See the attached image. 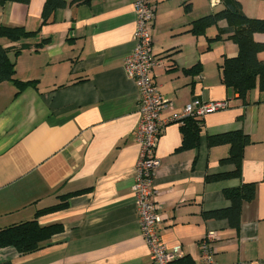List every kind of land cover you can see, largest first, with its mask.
I'll return each mask as SVG.
<instances>
[{
	"label": "crops",
	"instance_id": "0c3cea01",
	"mask_svg": "<svg viewBox=\"0 0 264 264\" xmlns=\"http://www.w3.org/2000/svg\"><path fill=\"white\" fill-rule=\"evenodd\" d=\"M55 10L42 24L46 0L28 4L0 0V26L39 31L12 43L15 77L36 81L19 95L10 82L0 84V230L30 221L37 211L60 203L66 209L38 218L41 226L62 225L48 245L32 254L0 248V264H151L132 193L140 148L133 138L139 124L137 87L123 62L135 47L134 0H87ZM156 17L152 51L159 64L153 79L171 111L181 112L194 100L227 102L208 114L197 149L181 146L180 124L164 126L155 150L154 178L161 208L160 235L179 257L202 264L199 243L209 232L216 264H264V102L255 89L247 103L226 89L220 70L238 47L223 35L226 21L194 35V22L223 9L211 0H153ZM243 13L264 20V0H237ZM47 40L43 47L37 46ZM255 40L264 43V34ZM27 48L15 56L23 45ZM264 59V52L258 56ZM231 131L247 134L241 178L206 181L227 173L222 166L228 146L209 148L208 137ZM255 183L256 195L241 208L239 230L227 220L205 219L204 213L228 208L226 189Z\"/></svg>",
	"mask_w": 264,
	"mask_h": 264
},
{
	"label": "trees",
	"instance_id": "16d2710c",
	"mask_svg": "<svg viewBox=\"0 0 264 264\" xmlns=\"http://www.w3.org/2000/svg\"><path fill=\"white\" fill-rule=\"evenodd\" d=\"M30 0H2V2H17L28 4ZM87 0H72L71 3L86 2ZM223 9L215 14L205 16L194 22L191 32L194 35H204L210 27L217 26L219 22L226 21V28L219 29V33L210 42L222 40L223 35L233 41L238 47V55L234 58H224L220 70L222 83L226 89H231L237 93L238 98L247 103V98L251 91L258 89L262 94L264 102V59L258 56L264 52V43L255 40L256 35L264 34V20L247 17L237 0H221ZM68 5L65 0H46L42 11V24L50 21L54 12L58 8ZM39 31H26L22 27L0 26V39L5 38L12 43L31 39L38 35ZM47 40L41 41L37 46L43 47ZM27 48L23 45L14 51L17 56L21 49ZM10 48L0 45V84L10 82L19 95L27 87L36 89V81H21L15 77V62L11 60ZM203 119L188 117L180 123L182 135L181 146L177 151H188L197 149L203 131ZM251 144L247 134L242 131H231L220 135L208 137L209 148L217 146H228V156L220 160L222 166H232L233 170L227 173L207 176L206 181H222L226 179L241 178L245 148ZM256 184L241 183L238 187L226 189L223 196L230 202V206L225 209L204 213L205 219L227 220L229 226L239 230L241 222V208L243 203L251 202L255 199ZM69 195L59 197L60 203L39 210L35 218L30 221L13 224L0 230V248L12 247L20 255H28L45 248L51 238L63 231L62 225L53 224L41 226L38 218L44 214H49L66 209ZM170 264H195L189 256L180 257Z\"/></svg>",
	"mask_w": 264,
	"mask_h": 264
},
{
	"label": "built area",
	"instance_id": "2783aa9c",
	"mask_svg": "<svg viewBox=\"0 0 264 264\" xmlns=\"http://www.w3.org/2000/svg\"><path fill=\"white\" fill-rule=\"evenodd\" d=\"M136 28L134 31L135 47L123 62L125 73L134 81L137 87V112L139 124L133 133V138L140 151L135 166L134 185L132 193L135 198V208L139 220L140 232L145 240L151 264H170L180 258L181 248L169 249L162 241L160 226L162 223L161 208L156 201L157 191L154 178L159 162L155 150L163 128L168 123L180 124L183 119L195 117L204 119L206 115L225 110L227 102L202 103L194 100L183 111L172 113L167 119H162L165 111H171L172 106L159 93L153 79V72L159 62L152 51V27L156 17V5L153 0H134ZM213 6L221 4V0H211ZM214 232L207 233L199 243L202 264H216Z\"/></svg>",
	"mask_w": 264,
	"mask_h": 264
}]
</instances>
